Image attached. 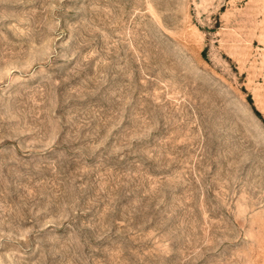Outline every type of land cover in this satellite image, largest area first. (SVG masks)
<instances>
[{
    "label": "rangeland",
    "instance_id": "1",
    "mask_svg": "<svg viewBox=\"0 0 264 264\" xmlns=\"http://www.w3.org/2000/svg\"><path fill=\"white\" fill-rule=\"evenodd\" d=\"M0 264H264V0H0Z\"/></svg>",
    "mask_w": 264,
    "mask_h": 264
}]
</instances>
